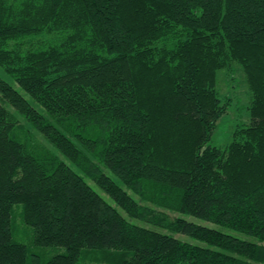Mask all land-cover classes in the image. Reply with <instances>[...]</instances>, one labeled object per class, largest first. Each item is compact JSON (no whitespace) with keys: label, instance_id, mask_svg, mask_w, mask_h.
I'll list each match as a JSON object with an SVG mask.
<instances>
[{"label":"trees","instance_id":"obj_1","mask_svg":"<svg viewBox=\"0 0 264 264\" xmlns=\"http://www.w3.org/2000/svg\"><path fill=\"white\" fill-rule=\"evenodd\" d=\"M234 63L250 123L221 148ZM0 68L30 126L0 105V264H264V0H0ZM16 205L36 247L66 253L30 262Z\"/></svg>","mask_w":264,"mask_h":264},{"label":"rangeland","instance_id":"obj_2","mask_svg":"<svg viewBox=\"0 0 264 264\" xmlns=\"http://www.w3.org/2000/svg\"><path fill=\"white\" fill-rule=\"evenodd\" d=\"M0 74L4 77V79L8 80L9 82H12L4 74V72L1 68H0ZM218 89L221 93L222 98L225 97V99H227V98L229 99L231 106L228 109V113L225 116H223L220 119V121L218 122L217 128H216V130L212 136V140L210 142V145L224 148L227 145H229L230 142L232 141L233 132L235 131V129L238 126L243 125V124L248 125L250 123L249 107H250L251 102H252V95H251V92L249 90L247 79H246V76H245L243 69L241 68V66H239L238 64H235V63L232 64V66L229 69L222 70L219 72V74H218ZM0 105L7 108L9 112L14 114L22 125H25L28 128H30L29 124H27V122L21 116H19L11 106L7 105L6 101L2 98L1 95H0ZM48 120L51 123L58 126L61 131L66 132L63 128H61L59 125H57L55 120H53L50 117H48ZM33 133L35 134L37 139L40 141V143H42L46 147L50 148L51 150L56 151V149L48 142V140L44 136L36 133L34 130H33ZM62 158L65 159L64 156H62ZM95 163L97 164V161H95ZM98 165L100 167H102V169L106 173L109 174V172H107V170L103 166H101L100 164H98ZM87 182L100 195H102L107 201H109L111 203V200L109 199V197L103 191H101L92 181L87 179ZM13 211H14L13 212L14 213L13 214V237L16 241L21 242L28 247L29 254L31 256L30 262L32 260V256H40L44 260H46V259H49L53 256L66 253V249L62 248V247H53V248L36 247L34 245V242H33L34 241V233H33L32 228L25 226L21 220L20 215H19L21 213V207L16 205V206H14ZM170 215L171 216H178L175 214H170ZM187 219L189 221H193L195 223H199V224H202L205 226H209L211 228H216L223 233H229V234H231V235H233L236 238L241 239V240H245V241H249V242H261V241L254 239L248 235L241 234V233L231 231V230H227V229L222 228V227H216L210 223L203 222L202 220H199V219H196L193 217H188ZM137 223L139 225L145 226L147 228L162 231V230L156 229L155 227L149 226V225L141 223V222H137ZM173 236H175L176 238H178L182 241H186V242H189L192 244L204 245L203 243H201V242H199L193 238L184 236V235H180V234L175 235L174 234ZM258 244L263 245V243H258ZM102 255H103V253H100V252H86L82 256V258L78 264H99L95 259H96V256L100 257Z\"/></svg>","mask_w":264,"mask_h":264}]
</instances>
